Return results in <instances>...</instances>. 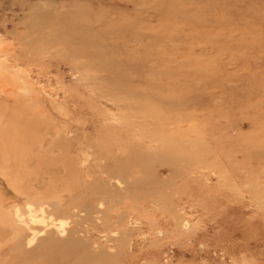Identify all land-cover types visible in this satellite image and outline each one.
Masks as SVG:
<instances>
[{
	"label": "rangeland",
	"instance_id": "374dc122",
	"mask_svg": "<svg viewBox=\"0 0 264 264\" xmlns=\"http://www.w3.org/2000/svg\"><path fill=\"white\" fill-rule=\"evenodd\" d=\"M0 74V264H264V0H0Z\"/></svg>",
	"mask_w": 264,
	"mask_h": 264
},
{
	"label": "bare ground",
	"instance_id": "6f19581e",
	"mask_svg": "<svg viewBox=\"0 0 264 264\" xmlns=\"http://www.w3.org/2000/svg\"><path fill=\"white\" fill-rule=\"evenodd\" d=\"M0 76H3V74H0ZM13 80V79H12ZM14 81V80H13ZM2 82V81H1ZM13 83V82H12ZM14 83H15V81H14ZM24 83V82H23ZM3 84H6L5 82L3 83ZM15 86H16V83H15ZM19 85H17L16 87H18ZM3 86H0V90L1 91H4V89L2 88ZM23 87V86H22ZM18 88H20V87H18ZM26 89H27V87H25ZM25 88H20V90L21 91H24V92H26L27 90L25 89ZM7 89V88H6ZM14 92H16V91H14ZM9 93V92H8ZM20 93V92H19ZM27 93V92H26ZM1 149V151L2 150H9V147L8 146H6L5 147V149L4 148H0ZM6 151V152H7ZM28 208V210L30 211V212H32L31 213V216L33 217L34 216V213L36 212V211H34V208L30 205V206H28L27 207ZM43 207H41L40 209H42ZM37 231L38 230H32L30 233V236H29V238L27 239V242H31V241H33L35 238H36V236H37Z\"/></svg>",
	"mask_w": 264,
	"mask_h": 264
}]
</instances>
